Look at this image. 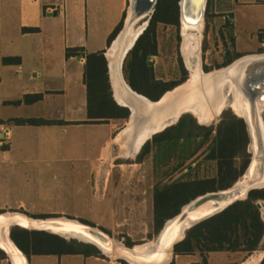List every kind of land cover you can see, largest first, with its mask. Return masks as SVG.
I'll return each instance as SVG.
<instances>
[{
	"label": "crops",
	"instance_id": "crops-1",
	"mask_svg": "<svg viewBox=\"0 0 264 264\" xmlns=\"http://www.w3.org/2000/svg\"><path fill=\"white\" fill-rule=\"evenodd\" d=\"M208 1V21L220 15L224 25L231 31L234 53L244 55L236 49L242 34L256 32L257 44L260 42L259 34L264 32V0ZM128 4L129 0H0V163L16 162V159L26 160L25 152L53 150L57 147L54 142L59 131L64 135L68 129L91 127L92 130L85 131L96 138L101 134L103 140L90 166V173H93L96 162L102 158L105 145L116 129L113 120L90 122L88 118L84 83L85 55L99 51L106 53L108 37L123 20ZM70 48L79 50L76 55L68 57L66 51ZM4 59L10 60L4 62ZM34 95L40 97L32 99L30 103L24 101L25 96ZM17 101L20 102L16 104ZM34 118L52 123L27 125L13 121ZM99 127L108 128L105 139V130H99ZM4 133L8 136H4ZM40 136H43L41 140ZM60 140L58 147L63 149L64 144L61 142L64 138L61 137ZM108 181L104 185L99 173L95 174L93 184L100 199L106 197ZM126 198L119 192L117 194L115 189L104 213L121 215L130 209L136 214L142 213L143 202L136 205V201L142 197L134 196L135 204L132 206L125 201ZM6 209L39 213L28 211L23 203L15 208L2 205L0 213H5L2 210ZM40 213L59 214L57 211ZM224 252L233 255L224 264H236V260L246 254ZM212 253L214 252L208 255ZM25 256L26 264H122L121 261L100 253ZM175 256L181 258L186 255ZM249 258L250 256L241 259L239 264H247ZM263 258L264 254L257 264ZM188 262L183 264H189ZM7 263H11L9 258Z\"/></svg>",
	"mask_w": 264,
	"mask_h": 264
},
{
	"label": "rangeland",
	"instance_id": "rangeland-1",
	"mask_svg": "<svg viewBox=\"0 0 264 264\" xmlns=\"http://www.w3.org/2000/svg\"><path fill=\"white\" fill-rule=\"evenodd\" d=\"M208 14L209 11L206 7L204 22L199 33V58L204 72L224 67L227 57L235 54L229 28L224 25L220 15H216L212 21H208L210 17ZM126 15L127 11L124 14L122 28ZM144 23L143 20L138 22L136 26L139 27ZM256 35V32L240 35L236 49L242 54H254L264 51V39L257 44ZM259 35L264 36V32ZM156 41L157 55L150 58L155 77L163 81H179L185 76L182 83L186 82L189 78V71L182 52L183 38L180 33V25L179 27L169 24L157 25ZM130 51L125 57L122 69L126 82L125 66L130 59ZM230 114H233V112L229 107H226L213 121L202 125L215 129L222 118ZM184 115L191 116L199 124L195 116L189 113H184L181 116ZM113 123L116 132L106 143L102 158L96 162L92 173L94 176L90 173V166L97 155L98 146L103 140L101 134L96 138L85 131L92 130L91 127H87V129H68L64 135L59 131L54 142L57 147H54L53 150L25 152L26 160L16 159V162L9 163L6 161V163H0V206L8 205L15 208L18 204L23 203L28 211L39 213L31 214L23 209H6L2 211L5 214L12 213L7 211H18L32 219L63 218L75 220L102 231L111 239L112 243H118L127 248L142 244L146 245L155 241L159 232L156 233L151 224L153 187L158 183H169L183 177L195 178L214 175L215 163L204 161L209 143H205L191 159L181 164L175 159H170L166 165H160L159 163L155 170V160L161 161L164 158L155 157L154 149L150 147L152 144L149 146L150 151L145 154L143 153V145L136 152H127L115 138L123 130H126L127 125L129 126L130 123L128 120H113ZM99 130H105L103 138L105 139L108 135L106 131L108 128L99 127ZM214 135L215 130H213L210 139ZM61 137L64 138L61 142L64 144L63 149L58 147ZM70 137L74 139L70 140ZM152 137L149 138V142H151ZM42 138L43 136H40V140ZM97 173H99L104 185L109 180L106 197L104 196L103 199H100L95 184H93ZM244 173L242 176H244ZM115 189H117V194L119 192L121 196L127 197L125 201L130 203L129 206L135 204L134 196H137V198L138 196L142 197L136 201L137 206L141 201L143 202L142 213L140 211V214H136L130 209L126 214L106 215L104 211L107 210ZM50 211H57L59 214L40 213H49ZM60 212L64 214H60ZM17 228L25 229L18 226ZM45 232L54 234L50 231ZM126 234H131V236L128 237ZM64 239L89 244L74 237H64ZM263 250L264 239L254 254L263 252ZM98 251L111 259L131 264L114 254L104 253L99 249ZM252 254L241 255V258H238L235 263L239 264L241 259L248 256L251 258ZM230 255L225 252L207 254V263H204L198 252L181 258H176L173 254L168 264H183L186 261H189V264H224L231 260L233 255ZM7 259L8 255L0 250V264H8Z\"/></svg>",
	"mask_w": 264,
	"mask_h": 264
},
{
	"label": "trees",
	"instance_id": "trees-1",
	"mask_svg": "<svg viewBox=\"0 0 264 264\" xmlns=\"http://www.w3.org/2000/svg\"><path fill=\"white\" fill-rule=\"evenodd\" d=\"M178 2L179 0H158L148 26L130 51V59L125 66L127 83L133 90L152 101L158 100L163 93L185 80V76L179 81L158 79L150 63V58L157 55V25L169 24L175 27L180 25ZM207 11H209V1ZM122 24L123 20L109 35L108 47L121 30ZM258 38L262 41L264 36L259 35ZM231 42L233 45V38ZM78 50L79 48H70L66 51V56L76 55ZM104 53L105 51H99L85 55L84 83L88 118L90 122L127 120L128 109L117 105L112 97ZM239 56L241 55L236 53L228 56L224 64L230 63ZM9 60L4 59V62ZM39 97V95L25 96L24 101L30 103ZM13 121L27 125L52 123L35 118ZM213 130L215 135L210 139ZM207 142L208 152L204 161L215 163L214 175L183 177L169 183H158L153 187L152 228L156 233L160 231L165 221L177 215L186 203L206 192L226 189L243 175L250 161V154L247 153L249 137L243 119L233 114L224 116L215 129L197 124L191 116L184 115L176 124L153 135L151 142L147 141L143 145L144 154L152 147L156 158L157 156L164 158L161 161L155 160L156 170L159 163L166 165L170 159H175L180 164L191 159ZM257 201H264V188L251 190L245 200L234 202L223 211L188 229L184 239L174 245V254L191 255L198 252L204 263H207L206 255L211 252L252 253L257 250L264 235V222L261 211L256 205ZM11 238L27 256L99 253L92 245L66 241L56 234L45 231L13 227ZM121 263L127 264L124 261ZM260 264H264V258Z\"/></svg>",
	"mask_w": 264,
	"mask_h": 264
},
{
	"label": "bare ground",
	"instance_id": "bare-ground-1",
	"mask_svg": "<svg viewBox=\"0 0 264 264\" xmlns=\"http://www.w3.org/2000/svg\"><path fill=\"white\" fill-rule=\"evenodd\" d=\"M130 13L131 10L127 9L128 15H126L125 18V26L117 34L105 53L111 65L114 95L116 100L120 103L126 102L124 98L127 97L126 94L128 95L129 90L128 83L125 81L124 76L122 81L120 79L119 63L121 57L131 47L143 28L142 25L137 27V23H130ZM202 24L203 23L195 29H189L186 25L182 26V52L189 71L188 80L172 90L167 91L156 103V106L161 108V113L158 117L152 119L150 122L147 121V123L141 118L133 117L131 120H128L130 124L129 126L127 125L126 130H123L115 138L127 152H136L141 144L154 132L160 130L167 124L175 122V120L184 113L195 116L200 124L210 123L226 107L233 109L238 117L246 118V101L240 98L233 84L228 79L229 74L234 71L238 62L209 72H204L202 70L198 50L200 45L199 33ZM251 56L253 57V55ZM137 102L139 105L142 103L140 100H137ZM147 104L151 105L150 102L146 100L145 106ZM142 110L144 111V107ZM248 178L249 174H244L237 183L241 184L248 180ZM254 186L258 188L264 187V176L261 180H258ZM194 216L195 215H192L190 218ZM0 222H7L8 224L15 222L24 228H42L64 237L78 238L87 243L96 245L104 253L111 254V252H113L114 255L129 261L131 264H168L172 255L170 251L166 253L162 251H150L152 246L155 245V241L131 248L124 247L118 243H112L111 246L103 245L88 231L90 226L75 220L63 218L32 219L21 213H0ZM189 223V219H186L182 223H179L177 219L168 220L166 223V241L179 236L181 230ZM93 229L98 230L96 228ZM0 248L8 252L7 244L3 240H0ZM263 254V252H259L252 255L247 264H257Z\"/></svg>",
	"mask_w": 264,
	"mask_h": 264
},
{
	"label": "water",
	"instance_id": "water-1",
	"mask_svg": "<svg viewBox=\"0 0 264 264\" xmlns=\"http://www.w3.org/2000/svg\"><path fill=\"white\" fill-rule=\"evenodd\" d=\"M157 2L158 0H129L128 10H131L130 23L136 24L143 20L145 23L142 25L143 28L140 34L134 40L131 47L121 57L119 63L121 81L123 80L122 69L125 57L129 53V51L134 47L136 41L145 30L147 24L149 23V20L151 19L152 14L154 13ZM207 2L208 0H179L178 6L180 32L182 30V26L184 25L188 26L189 29H195L199 25H201V23L204 22ZM124 26L125 24L123 25V28ZM251 55H253V57ZM254 55L257 54L243 55L228 65L230 66L234 62H238V64L235 66L234 71L229 74L228 79L233 84L236 93H238L242 100L246 101L247 105L246 118L241 119H243V121L245 122L249 137L247 151L250 154V161L244 173L249 174L248 180L241 184H238L236 181L233 185L226 189L206 192L183 205L179 213L168 220L177 219L179 223H182L186 219H189L190 223L181 230V234L179 236L173 237L169 241H166V223L168 222V220L165 221L157 235L155 245L152 246L150 251H162L164 253L170 251L173 255L174 245L184 239L186 231L188 229L198 224L199 222L223 211L225 208H227L234 202L245 200L251 190L261 189L254 185L258 180H261L264 176V55ZM107 70L112 97L117 105L128 109L129 116L127 120H131V118L135 117L141 118L147 123V121L150 122L152 119H155L159 116V114L161 113V108L156 106V103L162 98V96L167 91L163 93V95L158 100L152 101L146 96L133 90L128 84V95L126 94L127 97L124 98L126 102L120 103L116 100L114 95L111 77V65L108 60ZM137 100H140L142 103L139 105ZM146 100L149 101L151 105L147 104L145 106ZM143 107L144 111L142 110ZM180 117L181 116H179L175 120V122L167 124L160 130L154 132L149 138L163 131L165 128L174 125ZM149 138H147L141 144V146L144 145L145 142L149 140ZM256 205L261 212L264 211V201H257ZM192 215L195 216L193 218H190ZM14 226L19 225L15 222H11L9 224L7 222H0V240H3L8 247V252H5L4 250L3 251L8 255L11 264H26L25 253H23V251L18 248V246L15 244V242L10 236L11 227ZM31 230L48 231L42 228H32ZM88 231L94 236V238H96L97 241H99L103 245H112L111 239L102 231L95 230L93 229V227H89ZM52 233L64 238V236L59 235L55 232ZM94 246L97 247L96 245Z\"/></svg>",
	"mask_w": 264,
	"mask_h": 264
},
{
	"label": "flooded vegetation",
	"instance_id": "flooded-vegetation-1",
	"mask_svg": "<svg viewBox=\"0 0 264 264\" xmlns=\"http://www.w3.org/2000/svg\"><path fill=\"white\" fill-rule=\"evenodd\" d=\"M181 33V32H180ZM251 54H253V53H251ZM254 54H257V55H259V54H264V51H262V52H260V53H254ZM244 55H249V54H244ZM241 56H243V55H241ZM241 56H239V57H241ZM239 57H237V58H235V59H233L230 63H232L233 61H235L236 59H238ZM230 63H228V64H226L224 67H226V66H228ZM202 67V66H201ZM230 108V107H229ZM230 110L233 112V114H235V115H237L234 111H233V109H231L230 108ZM238 116V115H237ZM247 153H248V151H247ZM261 216H262V220H263V222H264V212H261ZM14 227H17V226H14ZM19 227V226H18ZM13 228V227H12ZM12 228H11V230H12ZM10 236H11V231H10ZM1 249V248H0ZM3 250V249H2Z\"/></svg>",
	"mask_w": 264,
	"mask_h": 264
},
{
	"label": "built area",
	"instance_id": "built-area-1",
	"mask_svg": "<svg viewBox=\"0 0 264 264\" xmlns=\"http://www.w3.org/2000/svg\"><path fill=\"white\" fill-rule=\"evenodd\" d=\"M4 136H6V137H7V136H8V135H7V133H4Z\"/></svg>",
	"mask_w": 264,
	"mask_h": 264
}]
</instances>
